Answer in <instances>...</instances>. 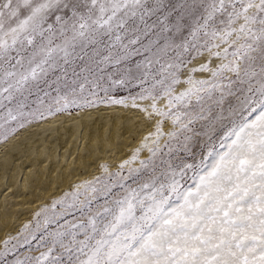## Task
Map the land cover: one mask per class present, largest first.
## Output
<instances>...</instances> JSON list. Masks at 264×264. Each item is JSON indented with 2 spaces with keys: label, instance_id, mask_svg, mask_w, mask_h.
Returning <instances> with one entry per match:
<instances>
[{
  "label": "snow or ice",
  "instance_id": "1",
  "mask_svg": "<svg viewBox=\"0 0 264 264\" xmlns=\"http://www.w3.org/2000/svg\"><path fill=\"white\" fill-rule=\"evenodd\" d=\"M73 109L149 131L0 264H264V0H0V141Z\"/></svg>",
  "mask_w": 264,
  "mask_h": 264
},
{
  "label": "bare ground",
  "instance_id": "2",
  "mask_svg": "<svg viewBox=\"0 0 264 264\" xmlns=\"http://www.w3.org/2000/svg\"><path fill=\"white\" fill-rule=\"evenodd\" d=\"M148 131L136 112L71 110L9 137L0 146V242L102 165L112 171L130 159Z\"/></svg>",
  "mask_w": 264,
  "mask_h": 264
},
{
  "label": "rangeland",
  "instance_id": "3",
  "mask_svg": "<svg viewBox=\"0 0 264 264\" xmlns=\"http://www.w3.org/2000/svg\"><path fill=\"white\" fill-rule=\"evenodd\" d=\"M74 110H77V109H73L72 111H74ZM59 114H61V113H58V114H56L57 116L59 115ZM55 115V116H56ZM52 117V116H51ZM51 117H49V118H51ZM48 119V118H47ZM41 122V121H40ZM31 125V124H30ZM22 130H23V128L22 129H19L18 131H16L14 134H12V135H10V136H8V138L6 139V140H2V141H0V146L3 144V143H5L8 139H9V137H12V136H18L21 132H22ZM133 167H136V165H133ZM116 170V169H115ZM115 170H112V171H115ZM110 171V170H109ZM112 171H110V172H112ZM127 170H125V172H126ZM102 176V175H104V173H102V172H99L97 175H95L92 179H91V181L92 180H94L97 176ZM88 182H90V181H88ZM72 192V189H68L65 193H71ZM65 193H63L62 195L63 196H61V198H58V200L57 201H59L60 199H62L63 197H64V194ZM43 209H49V211H51L52 210V207H48V208H43ZM57 211H59V209L57 208L56 209ZM40 211V210H39ZM38 211V212H39ZM35 215H36V213H35ZM35 215H33L34 217H35ZM43 213H42V215H41V220H42V218H43ZM30 217L29 218V220L25 223V224H31V225H34L35 224V219H34V217ZM24 224V225H25ZM24 225H22L21 227H18L17 229H16V231H15V233L11 236V237H16V236H18L19 235V233H20V230L24 227ZM11 237H9V238H11ZM6 239H8V238H6ZM6 239H4V241L6 240ZM4 241H1L0 243V246H2L3 245V242ZM13 242H15V241H13ZM21 251H23V249L21 250ZM33 254H37V253H33Z\"/></svg>",
  "mask_w": 264,
  "mask_h": 264
}]
</instances>
